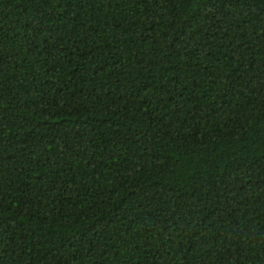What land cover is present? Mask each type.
I'll return each mask as SVG.
<instances>
[{
    "label": "trees",
    "instance_id": "1",
    "mask_svg": "<svg viewBox=\"0 0 264 264\" xmlns=\"http://www.w3.org/2000/svg\"><path fill=\"white\" fill-rule=\"evenodd\" d=\"M0 264H264V0H0Z\"/></svg>",
    "mask_w": 264,
    "mask_h": 264
}]
</instances>
